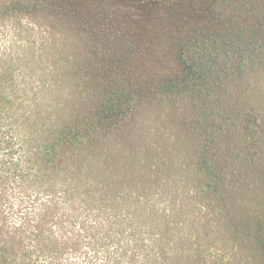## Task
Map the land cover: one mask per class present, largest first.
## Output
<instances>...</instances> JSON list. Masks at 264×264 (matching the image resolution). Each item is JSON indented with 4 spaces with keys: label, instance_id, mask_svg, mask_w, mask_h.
Listing matches in <instances>:
<instances>
[{
    "label": "rangeland",
    "instance_id": "374dc122",
    "mask_svg": "<svg viewBox=\"0 0 264 264\" xmlns=\"http://www.w3.org/2000/svg\"><path fill=\"white\" fill-rule=\"evenodd\" d=\"M59 130L152 167L174 264H264V0H0V156L47 175ZM172 144L185 159L157 173ZM1 206L10 234L20 212Z\"/></svg>",
    "mask_w": 264,
    "mask_h": 264
},
{
    "label": "trees",
    "instance_id": "16d2710c",
    "mask_svg": "<svg viewBox=\"0 0 264 264\" xmlns=\"http://www.w3.org/2000/svg\"><path fill=\"white\" fill-rule=\"evenodd\" d=\"M219 57L212 55L213 64ZM198 71L188 66L183 74L193 78ZM206 74L216 79L207 91L226 94L223 74ZM58 132L45 149L52 163L47 175L2 143L7 147L0 156V202L19 210L20 224L10 234L0 226V264H174L176 210L173 200L156 195L152 167L127 162L129 153L122 150L111 152L108 135L78 143L80 134ZM181 138L176 134L173 142ZM173 146L163 159L152 160L157 173L185 159ZM189 201L184 195L180 208Z\"/></svg>",
    "mask_w": 264,
    "mask_h": 264
}]
</instances>
